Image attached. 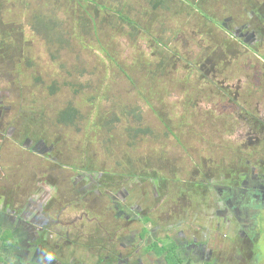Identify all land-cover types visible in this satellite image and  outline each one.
Returning a JSON list of instances; mask_svg holds the SVG:
<instances>
[{"label": "rangeland", "instance_id": "obj_1", "mask_svg": "<svg viewBox=\"0 0 264 264\" xmlns=\"http://www.w3.org/2000/svg\"><path fill=\"white\" fill-rule=\"evenodd\" d=\"M81 1L82 11L58 12L70 39L61 49L32 28L54 0H0V170L12 180L1 188L28 207L18 232L37 253L13 260L166 264L144 250L170 233L212 245L181 259L204 264L199 250L222 264L221 248L243 247L237 224L213 214L214 188L227 181L219 166L251 180L264 159L250 113L264 121V0ZM70 104L79 120L59 125ZM258 251L264 264V241Z\"/></svg>", "mask_w": 264, "mask_h": 264}, {"label": "flooded vegetation", "instance_id": "obj_2", "mask_svg": "<svg viewBox=\"0 0 264 264\" xmlns=\"http://www.w3.org/2000/svg\"><path fill=\"white\" fill-rule=\"evenodd\" d=\"M227 30L229 31L228 28ZM233 36H237V39L240 38L237 33H234ZM263 134L264 132L262 135ZM258 141L261 142V138L258 139ZM262 141H264V137ZM241 162L242 161L240 160L237 164H240ZM245 164L250 163L246 162ZM234 169H236V167L227 170H220L221 172H224L227 181H225L223 186H219L220 188L217 186L214 188L216 191L218 190L219 195L213 198V206H215V212L213 210V214L216 213L217 216H220L219 218H221L226 224L231 222L237 224L236 234H239V237H241V246L243 249L237 250V248L231 246V244L226 248V252L221 250V248L219 250V257L221 258L220 262L222 264L227 263L225 262L227 260L226 255L229 254L231 255V261H234L236 260L235 256L238 253L239 259H248L249 262L253 261L255 264L256 262L252 259L258 254L260 243L264 241V159H260L258 163L252 166L254 178L251 180H245L244 173L233 175ZM230 227L229 224L226 226V228ZM213 231L214 230H209V233L207 234L214 235ZM234 241H232V243H234ZM202 246L205 249L210 248L212 245L199 241L195 243V248H200ZM207 257L209 260H205L204 263L217 258L216 256L211 258L210 253L207 254ZM248 261L245 260V262Z\"/></svg>", "mask_w": 264, "mask_h": 264}, {"label": "trees", "instance_id": "obj_3", "mask_svg": "<svg viewBox=\"0 0 264 264\" xmlns=\"http://www.w3.org/2000/svg\"><path fill=\"white\" fill-rule=\"evenodd\" d=\"M51 1V0H50ZM88 1V0H85ZM118 0H93V2L96 4H98L97 2H101L102 9L106 8V5H104L103 3H110V2H116ZM49 2V0H48ZM84 2V1H83ZM81 0H68L67 3L64 5H62L64 3V0H54V10L49 11L48 13L40 14V12H37V17L36 20L38 21L36 23V25L32 24V28L34 29V31L38 34L42 33L43 36H45L48 41H49V45L54 44L57 45L58 47H60L61 49L65 46H68L69 43V38L68 35L66 33L67 29H65L64 25L65 23H63V21H61V19L59 18V13L60 11H64V12H69V14L71 13V11L73 12H77L78 8L74 9L72 6V4L75 3V5H77V7H79L82 10H84V6ZM52 4H50L49 9H52ZM68 5V6H66ZM66 7V8H65ZM195 8H200L199 5L198 6H194ZM82 13V12H79ZM85 14L87 15L88 13L85 12ZM201 14H203L206 19H213L210 16H206V14L204 12H201ZM47 15V16H46ZM120 19L128 24L129 26L135 28V22L132 21L131 19H129L128 17L124 16L121 14ZM89 20L93 21L92 17L89 16ZM214 20V19H213ZM221 26V25H220ZM93 28L96 30L95 24L93 25ZM83 29L81 31V34L83 33ZM224 32H226V29H223ZM229 32V31H228ZM67 37V38H66ZM210 51H208L209 53ZM210 56L212 57L213 55L210 54ZM203 57H207L206 55H204ZM109 58L113 61V58L109 56ZM53 59L56 61V56H53ZM212 60H209V62H211ZM214 61H216V65H218L219 63H222L221 59H217L216 57H214ZM63 67V66H62ZM163 72L162 68H157L155 69V71L153 73H151V77L152 79L155 78L156 73ZM150 74V73H149ZM35 80V79H34ZM36 81H40V78H36ZM49 89H50V93L51 95H55L56 93H58V91H60L59 86L56 82H53L51 85H49ZM76 93H78V91H76ZM93 95H96L97 92L92 93ZM248 97V96H247ZM150 105L152 106V104L150 103ZM256 109L253 108L251 113L252 116V126H251V130L253 132H255L256 134H258L259 139L264 137L262 135V133L264 132V121H262L260 118H256L255 116H253V113H256ZM80 118V111L74 107L73 105H68L64 110H62L59 114H58V119L56 120V122L59 125L65 126V127H73L77 121ZM112 120V121H111ZM243 120V119H242ZM111 122L115 121V118L111 117V119L109 120ZM240 122H242L240 120ZM128 132H130L131 134V130H129ZM264 144V141H263ZM238 157H240V155H237ZM251 161V160H248ZM220 169H225L226 167H220ZM227 170V169H226ZM224 175V174H223ZM220 179L224 180L225 178H223V176H220ZM146 223L151 221L150 218H145L144 220ZM152 222V221H151ZM149 231L148 229L144 228L141 237H144L146 235H148ZM11 240H13V235L11 230H6L4 231V233L2 234V237L0 238V243H2V247L3 248H10L11 247V243H9ZM144 253L146 254H155L158 257H165V262L166 264H191V263H184L183 260L179 257V253H178V246L175 242H173V240H171L170 238H166V239H157L154 240L149 246L146 247V249L144 250ZM106 263L105 264H109L110 263V259H105ZM103 260L100 261V263L103 264ZM204 264H214L212 261L206 262Z\"/></svg>", "mask_w": 264, "mask_h": 264}, {"label": "crops", "instance_id": "obj_4", "mask_svg": "<svg viewBox=\"0 0 264 264\" xmlns=\"http://www.w3.org/2000/svg\"><path fill=\"white\" fill-rule=\"evenodd\" d=\"M4 170L3 171L0 170V179L2 177H4V178L10 177V175L7 173V171H5V174H3ZM6 174H7L8 177H6ZM0 181H2V179ZM11 182H12V180H7V181L0 182V188H1L2 185H6V187L8 188L10 186L8 183H11ZM18 187L19 186H16V188H18ZM1 189H2V191H1ZM1 189H0V194H2L3 191L6 190L4 188H1ZM26 207L27 206H25L24 212H23V211H21L20 208L14 207V203L11 201V199H8L6 197L5 192L0 196V225L7 224L8 226L13 225V226L18 227L16 229V231H12L10 229L11 232H12V235H13V240H11L9 242V243H11V247L7 249V248H3L1 246V250H0V264H19L18 261H15L13 259H15L17 257L28 256L30 254H33L32 251L29 252V250L26 249L27 247L24 246V244H23V243H25V240L23 238V235L18 232V231H21V229H22L20 226L26 224L25 223L26 221L24 220L23 216H26L27 218L29 217L27 215L26 210H25ZM27 209H28V207H27ZM32 211H33V209H32ZM145 218H148V217H145ZM145 218H143V220H145ZM173 228H174V225H171V226H169L168 230L169 231H172ZM3 233H4V231H3ZM2 234L0 235V238L2 237ZM173 236L174 235H170V233H168L162 239L170 238L171 240L175 241L177 243V245L179 246V256H182L181 255V252L182 253L183 252H186V251L190 250V248L191 249H196L195 246H194V244H193V240H191V239H189L187 237L185 238V237L179 236L180 239L182 241L185 240L184 242L186 243V244L184 243V246H182L180 244V242L178 241V239L176 237H173ZM19 237H20V239H19ZM149 245H147V246H149ZM198 249H199V247H198ZM149 255H151V254H149ZM200 255L201 254L199 253V250H197L195 256L196 257L198 256V259L201 260L202 263H204L205 260H208V258L206 256L200 257ZM31 256L32 257L37 256V253H35V254L31 255ZM235 258L237 259L238 257L236 256ZM192 260L193 259L191 258L190 260H186V261L183 260V262L184 263H191V264H193V261ZM252 260H256L255 257H253ZM31 262H32L31 264L34 263L33 260ZM250 264H254L253 261L250 262ZM255 264H259V263H255Z\"/></svg>", "mask_w": 264, "mask_h": 264}]
</instances>
